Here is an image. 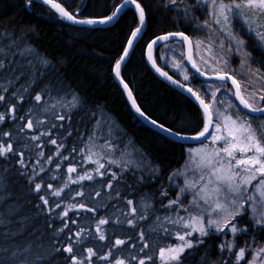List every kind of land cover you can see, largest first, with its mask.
I'll use <instances>...</instances> for the list:
<instances>
[{"label": "trees", "instance_id": "16d2710c", "mask_svg": "<svg viewBox=\"0 0 264 264\" xmlns=\"http://www.w3.org/2000/svg\"><path fill=\"white\" fill-rule=\"evenodd\" d=\"M55 1L69 12L80 9L78 18L97 20L109 16L115 5L123 0ZM136 3L144 9L146 27L122 66L120 76L150 119L175 133L197 135L203 128L200 109L184 94L159 80L148 68L144 53L151 39L166 33L181 31L193 42L197 41L204 35L200 27L204 22L203 14L195 7L193 0H177L176 4L169 3V0H136ZM138 24V15L130 7L124 8L109 26L86 27L69 24L58 13L34 2L28 6L26 0H0V34H3L0 35V45L22 46L13 57L11 50L17 46L5 48L9 53L6 60L15 64L6 72H0V78H3L0 83H5V79L15 80L18 76L19 79L14 82L16 90L11 86L6 94L11 96V100L15 96H23L19 106L16 102L14 104L11 100H5L0 108L7 113L15 105V112L21 116L37 94L42 95V100H66L73 95L81 100L82 108L68 109L66 115L64 114L66 118L56 121L61 123L66 135L71 132V136L67 135L65 139L61 158L74 152L77 131L82 127L91 126V120L85 111L103 110L109 117L114 118L125 135L130 137L135 146L143 150L146 157L159 169L156 177L149 179L143 172L130 165L117 167L110 164V174L114 172L118 176L113 186H120V191H130L132 188L134 193L129 194L130 199L133 196H144L143 193L148 194L154 209L158 210V205L161 204L158 198L159 187L171 171L181 165L187 145L164 137L135 118L121 88L112 78L113 66ZM244 38L247 39V51L253 56L254 62L264 63V52L255 45V39L251 35ZM26 49L29 51L21 56L20 52ZM159 50L160 46L154 50L156 64L184 85L197 91L206 102H211L212 98L207 95L204 86L215 84L216 81H201L191 71L188 80L180 79L161 63ZM228 73L232 75L229 71ZM12 130L11 123L5 117L0 123V143L7 146V142L12 139ZM4 133L8 135H3ZM19 144L20 141L12 142L14 152L8 153L6 158L0 157V249H9L7 254L0 252V259L6 260L12 249L32 244L33 254L53 252L46 264H70V260L65 259L69 256L68 253L55 252L54 249L67 246L69 236L78 229H85L83 225H88V234L81 243L74 246V253L78 256H86L87 248H92L97 256H103L111 249L114 259L119 256L125 264H138V260L131 259L132 256L144 259L145 264H157L156 253L160 246L173 247L176 240L170 236L162 237L161 233H154L148 230V227L142 230L143 241L140 234L134 232V227H126L124 236H127L128 240L125 239L123 245L113 247L115 241L122 236L110 232V222L101 228L105 239L100 240L94 228V221L87 217L92 216L91 214L74 215L73 212L62 220L58 215L59 210L54 209L61 199L50 195L48 190L49 185H56L55 177L51 176V167L61 171L64 161L58 164L54 161L49 165L50 169L42 171L36 177L33 170L29 167L23 168L19 163ZM23 153L25 159L32 152ZM37 183L41 184L39 192L34 190ZM41 196L48 200V205L43 204ZM242 218L246 220L245 217ZM65 222L68 228L57 235ZM195 238L203 239L204 243L186 249L180 264H222L221 258L226 261L225 264H233L232 257L226 258L220 251L219 236L194 235L192 239ZM145 243L148 247L144 248L143 257L139 253ZM149 256L152 257L151 260L148 259ZM247 258L245 255L240 264H246Z\"/></svg>", "mask_w": 264, "mask_h": 264}, {"label": "snow or ice", "instance_id": "6c2138e0", "mask_svg": "<svg viewBox=\"0 0 264 264\" xmlns=\"http://www.w3.org/2000/svg\"><path fill=\"white\" fill-rule=\"evenodd\" d=\"M42 2L50 7L54 8L61 16V18L73 21L75 23L81 24H95V23H106L111 21L122 9L118 7L111 16L106 17L105 19L96 21V20H74L73 15L69 14L60 3L54 2V0H42ZM182 2V0H181ZM32 0H26V5L30 6ZM134 3L136 9L139 12L140 24L143 25L145 20V12L139 3H136V0H125V4ZM169 3L176 4L177 0H169ZM198 3L205 4L208 7V18L204 20L203 24L200 27L206 28L209 30V35L205 40L195 41V47L200 49L203 47L207 53L211 55V58L216 61L217 67L213 68V71L217 72L216 79L220 81L230 80L234 91L233 94L240 101V105L244 109H247V113H237L235 115H230L227 113V110L220 111L216 109L213 112V108L217 103H223V100H218L216 93L219 91L217 87L214 91L211 92V102H206L197 91H194L191 87L187 88V91L191 93L193 97L199 102L201 108L204 111V126L203 129L192 139L201 140H210L212 145H216L217 142H220L219 147H212L209 149L207 143H203V146L198 149H190V153H193L199 157L197 161V171L200 175L198 179L187 181L184 188H181L180 195H183L186 191L192 192L193 200L190 202L189 208H185V211H189L190 207L197 205V201L203 200L204 204L209 205L210 210L207 212L206 223L203 213L199 216L189 215L187 221L183 217H178L176 220L171 218H166L170 223L173 224H182L184 228H189L190 231L184 232L183 234L177 233V239L181 242L176 247H169L168 249H161L160 256L164 264H180L182 259V254L186 249H191L196 245L203 244V239L195 238L188 239V237H193V233H198V237H205L210 234L211 229H215L216 233L224 232L225 229H228L234 236L238 233L247 232L246 228H240L235 223L236 218L245 214V205L247 204L253 213L254 223L257 226L264 228V120L258 125H254V119H261L264 117V72H261L259 68L253 70L250 61L252 60L251 53L246 50V41L240 38V34L235 30L233 21L240 23L246 31L253 35L258 42L260 48H264V0H198ZM141 31L140 28H137L135 32L132 33V36L135 37L137 33ZM3 35V34H0ZM170 36H179L182 40L187 42L189 49L193 45V41L186 36L184 33H170L168 35H162L157 37L155 40L149 44V49L152 48L154 44L158 41H167ZM219 37L217 43L216 37ZM229 53L234 52L236 55L241 57V67L247 68L248 70V80H238L233 75H230L227 71L228 61L224 58L222 54H218L215 51V48L223 50L226 46ZM129 46L132 44V40L128 41ZM9 45V48L13 47ZM25 50L20 52V55L25 54ZM8 52L5 51L3 47H0V70L5 68V59L8 56ZM128 49L125 48L124 55L121 56L120 60L116 62V75H120V66L121 61L124 60V57L127 56ZM151 59V57H149ZM203 59V58H202ZM191 61V56H189ZM223 63V67L219 65ZM254 63V61H252ZM47 63L46 61L44 62ZM203 63L208 64L209 61L203 59ZM153 67H156L153 64ZM192 67L203 76L204 72L197 66L196 63H192ZM162 76L167 77V79L172 80V77L168 76L167 73L162 72L159 68H156ZM255 78L254 80L252 78ZM188 75H184V79L188 80ZM16 79H19L17 76ZM260 82L258 88H252L256 83ZM34 82V81H33ZM12 81L9 80V84ZM123 84V80H121ZM172 83L176 84L177 81L172 80ZM125 90H128V85L124 84ZM179 87L184 88L183 84H180ZM211 88V85L209 86ZM250 88L252 90L250 91ZM7 87L0 83V102L6 100L4 92H7ZM46 91V89H45ZM232 91V90H230ZM15 95V93L13 94ZM128 98L132 100L133 107L136 108V111L145 119V114L136 106L135 101L132 98V93L128 91ZM19 99H23V96H20ZM37 105L42 102V95L37 94L34 97ZM59 103V102H58ZM78 104V101L73 97V101L69 102L71 108H75ZM233 105L229 104L228 107L231 108ZM56 104L51 105V108H55ZM45 102L44 111L48 112L51 110ZM15 111V105L9 109V112ZM29 112H32V109H29ZM248 113L257 114L250 117ZM213 115L216 117V123H213ZM66 117L60 115L57 117L59 120H64ZM21 120L25 119L20 117ZM5 120V114L0 113V123ZM44 121L34 120L29 118L27 122L20 128V131L23 132L25 129L32 130L34 127H39ZM152 123L161 127L164 131L170 132L168 128H164L163 125L157 124L156 121ZM99 124V122H98ZM56 127V125H53ZM210 127L213 129L209 131ZM174 135L180 136L179 133H173ZM3 135H8L4 133ZM50 132H41L40 135L33 134L30 139L32 141L40 140L41 136H49ZM71 136V132L68 133ZM53 145H57V141L52 139L50 141ZM39 147V145H36ZM64 145H57V153L59 154V149ZM106 148L107 152L103 153L100 156V159H103L104 156H107L109 152L112 151L113 145L106 143L105 145L98 146L95 143V130L93 135L89 137V143L85 145V148L80 149L81 153H87L85 159L95 163L97 165L95 172L98 175H105L101 173L100 169L105 168V164L100 163L99 159L93 160L92 157L97 156L98 153L94 151L95 148ZM75 151V149H73ZM14 152V149L11 144L5 146L3 143H0V157H7L8 153ZM21 160L19 163L21 166H24V153H19ZM43 156V152L39 154ZM68 159V157H64ZM52 157H48V162H51ZM39 163V161H37ZM109 164H115L117 167H120V163L115 159H108ZM127 163H131L128 161ZM127 163L125 167H127ZM59 167V165H57ZM43 171V168H41ZM68 173L76 172L75 167H69ZM38 175V173H37ZM184 175L183 172L173 173V176ZM112 180H117L118 176L116 173H111ZM93 176L85 172L84 175H79L77 179H72L69 177L70 183H78L83 180H92ZM171 179V177H170ZM67 183L64 187H67ZM112 182H108V187L112 188ZM52 186L49 185V188ZM36 192L41 190V184H35ZM60 190H54L52 195L59 197L61 195ZM77 196H82V192H77ZM97 196H100V193H96ZM166 195V193H165ZM40 200L44 205H48V200L41 196ZM129 205H132L133 201L129 200L127 202ZM180 203V196L178 195L176 200L170 201L167 207L171 208L173 205ZM60 205L57 204L56 207ZM182 206V205H181ZM145 207H150L145 205ZM82 209L89 212H94V208L87 207L85 204H71L61 214V219L68 215V210L71 209ZM51 210V209H50ZM132 214H136V209H132ZM137 219H145L146 216L140 215L136 217ZM159 219V218H157ZM72 223H76L72 221ZM108 223L106 219H100L97 225V233L99 234V239L104 240L105 235L100 229V225ZM129 225L135 226L133 220H128ZM65 228H68L67 222L64 223V227L59 229L57 235L64 231ZM167 231V229H165ZM87 230L81 228L79 231L75 232L73 235H70L68 238V244L65 247H57L54 249L55 252L63 251L68 253L69 256L66 257V260H70V264H94L92 258L95 256L97 260H108L109 264H112V261L109 260L111 251L107 255L97 256V253L92 248H87V255H76L74 253V246L81 243L82 239L86 237ZM141 241L144 240V233L140 234ZM124 240L117 239L115 241L116 246L123 245ZM235 245L232 242L227 244L220 245V251L223 252L225 249L229 253L232 252V249ZM135 247V246H134ZM148 245L145 243L144 247L140 249L141 252L144 251V248H147ZM247 248H240L239 251L235 254L236 264L245 258V253ZM255 255L248 264H257V259L259 258V264H264V246L256 248ZM0 252L7 254L9 249H0ZM53 255V252H46L43 254H33L32 253V244H29L26 247H17L11 250V254L8 255L5 259H0V264H46V261ZM131 259L138 260V264H145V260L132 256ZM149 260L152 259L151 256L148 257ZM115 264H125V261L122 259H116Z\"/></svg>", "mask_w": 264, "mask_h": 264}, {"label": "rangeland", "instance_id": "374dc122", "mask_svg": "<svg viewBox=\"0 0 264 264\" xmlns=\"http://www.w3.org/2000/svg\"><path fill=\"white\" fill-rule=\"evenodd\" d=\"M193 1L195 3V7L200 11V13L203 14L204 20L207 19V5L198 3V0ZM233 24L235 30L240 34V38L247 40L244 38V36H249L251 34H249L240 23L233 21ZM201 31L204 35L201 36V38H198L197 41L205 40L206 37L209 35L208 29L202 27ZM251 36L255 39L253 35ZM216 41L218 43V36L216 37ZM255 42V45L259 47L256 39ZM8 46V44L0 45V47H3L4 49L9 48ZM14 46L17 47H14L11 50L12 57L14 56L16 51L19 52L22 49L21 45L15 44ZM248 47V43H246V50L248 49ZM259 49L264 52V48L259 47ZM215 51L218 54H222L224 58L227 59V71L232 73V75L236 79L244 81L248 80V70L247 68L241 67V57L236 55L234 52H228L227 42L223 50L215 48ZM159 56L161 59V63H164L168 70H170L174 75L178 76L180 79L185 80L184 75L189 74V68L184 63L183 48L180 42H170L161 45L159 50ZM202 58L208 60L209 63H203ZM192 61L196 63L202 71L217 74V72L213 71V68L217 67L216 61L211 58V55L207 53L203 47L197 49L195 47V42H193L192 45ZM252 61H254L253 56L252 60L250 61L253 70L259 68L261 72H264V63H253ZM13 64H15L13 63V61L8 62L5 59L6 66L4 69L0 70V72H6L8 68L11 67ZM219 67H223L222 62ZM252 79L254 80L255 78L253 77ZM1 80H3V78H0V81ZM11 81L12 83L9 84V81L5 79V83H3L7 87L8 91H10L11 86L14 87V90H16V84L14 82H16L17 79H11ZM209 86L210 84H206L204 86L206 88L207 95L211 96V92L214 91L217 87H219V91H217L216 96L218 100H223V103H217L214 106L213 112H215L216 109H219L222 112L227 110V113L230 115H235L237 113H245L235 102L233 92L230 91L232 89L229 85H226L224 82L221 81H216L215 84L211 85V88ZM259 86L260 82L256 81L252 88H258ZM252 88H250V91L252 90ZM6 93L7 92L3 93L6 97V101L10 102L11 96H7ZM73 96H70L69 99L66 100H58L56 98L42 100L39 105H37V102L35 101V99H33L32 102L29 103V107H26L24 112L21 113V116H18L19 113H16L15 111H8L7 113H5V110L0 108V113L5 114V117L11 123L13 128V130L10 131L12 139L7 143L12 145V142L20 141L21 144L17 146V149L20 153L27 151L32 152L24 159L25 163L23 168L29 167L30 170H33L34 176L37 177L42 172L41 168H43V171H45L47 169H50L49 165L54 161L57 164L62 163L64 161V163H62L63 168L61 171H58L54 167H51V176L55 177L54 179L56 180V185L48 190L49 194L52 195V192L54 190L63 189L61 191V195L59 197L56 196L58 199H61L60 203H57L60 206L54 207L55 210H59V216H61V214L66 209H68L69 205L83 203L87 207L94 208L95 211L89 212L76 208L68 210L67 216H71L73 212L74 215H77L78 213L91 214L92 216L88 215L87 217L94 221V228L96 231L99 220L106 219L108 222L111 223L110 226H112L110 227V232H113L117 235H121L122 237L119 238L121 240H128V237L124 236L126 233L124 232V229H126V227H134V232H136L137 235L141 234L142 230H146V228L148 227V230H151L154 233H161L162 237L170 236L171 238L176 240V244L173 241V247H176L181 243L177 239V233L179 232L180 234H183L184 232L190 231V229L184 228L182 224L170 223L169 220L166 218L176 220L178 217H183L185 221H187L190 214L192 216H199L201 215V213H203V216L205 217L204 222L206 223L207 212L210 210L209 205L204 204L203 200L201 199L197 201L198 206L193 205L190 207L189 211H185V208H189L190 202L193 200V194L192 192L186 191L183 195H180V190L181 188L185 187L186 180L192 181L198 179L200 175L199 171H197V161L199 160V157L193 153H190V149L201 148L203 146V143H207L209 145V149H211L212 147H219L220 142H217L216 145H212L210 140H205L203 142H200L199 144L187 145L185 147V158L183 162L180 166L171 171L168 178L165 181L163 180L161 187H159L158 198L161 204L158 205V210H155L153 207L151 196H149L148 194L146 195L143 193L144 196H133L131 199L130 197L125 199L121 196L120 186H112L111 189L108 187L109 181L112 182V185L115 181L110 180V170L112 169H110V164L108 163L109 158L117 160L121 166H125L128 161H131V163H127V165H130V167L138 170L139 172H143L145 176L149 179L156 177L157 173H159V169L146 156H141L136 153L135 146H132L129 141H125L123 138L121 139V136L118 134L119 129L115 127L114 121L103 110L95 109L85 111V114H88V118L90 120L92 119V117H95V123L90 128L82 127L80 130L77 131L75 136L77 137L75 151L61 158L62 151L65 149V139L68 134L66 135V133L64 132V128L61 126V123L56 121H59V119H57L58 116L64 114L66 115V111L68 109H71L69 102L73 101ZM11 101L14 102V104L16 102V105L19 106L21 99L15 96L12 98ZM77 101L78 104L75 108H82L83 105L81 100L77 99ZM4 102L5 101L0 102V107ZM45 102L49 108H51V105L53 104H56V107L51 108V110L48 112H45L43 110L45 107ZM229 104L233 106L229 108ZM29 109H32L31 113L29 112ZM249 116L252 117V115ZM20 117H24L25 119L21 120ZM202 117L204 126L205 118L203 114ZM29 118L34 120H42L44 121V123L39 127H34L32 130L25 129L23 132H21L20 128L27 122ZM262 120H264V117H262L261 119H254L253 123L254 125H258L262 122ZM213 123H216L215 115H213ZM53 125H56V127H53ZM18 126L20 127L17 128ZM94 130L96 145L101 146L105 145L106 143H110L114 146L112 151L109 152L107 156H104L103 159H100V156L103 153L107 152V149L99 147L93 149L98 153V155L92 157V159H99L100 163L105 164V168L100 169V172L105 173L106 170H108L107 174L103 176L98 175L95 172V169L97 167L95 163H92L85 159L87 153L80 152V149L85 148V145L89 143V137L93 135ZM212 130L213 129L211 128L210 132ZM41 132H50V135L41 136L40 140L38 141H32L30 139L33 134L39 136ZM52 139H55L57 141V145H64L62 148L59 149V154L57 153V145H53L50 142ZM36 145H39V147H37ZM41 152H43V156L39 155ZM49 156L52 157L51 162H48ZM64 157H68V159H64ZM19 158L21 159V157ZM37 161H39V163H37ZM69 167H75L76 172L68 173L67 170ZM85 172L90 173L93 176V179L79 181L78 183L69 182V177H71L72 179H77L79 175H84ZM178 172H183L184 175L173 176V173ZM66 183L68 186L64 187ZM111 190L113 191L110 192ZM77 192H82L83 195L77 196ZM97 192L100 193V196L96 195ZM63 194L66 196H64ZM178 195L180 196V203L177 205H173L171 208L167 207L170 201L177 199ZM129 200L133 201L132 205H129L127 203ZM93 203L98 204L95 206L92 205ZM145 205H149L150 207L146 208ZM133 208L136 209L135 215L132 214ZM140 215L146 216V218L137 219L136 217ZM242 217H245L246 220H244V218ZM128 220H133L135 226L129 225ZM246 222L250 223V226ZM235 223H237V226L240 228H246L247 232L238 233L234 236L228 229H225L224 232L216 233L215 229L213 228L210 230V234H215L220 237V245L227 244L228 242H232L235 245L231 253H229L227 249L222 252V254L226 258L229 256L232 257L233 264H236L235 254L239 251V249L247 248L248 250L246 251L245 255H247L248 257L246 259V264H248V262L251 261L253 256L255 255L254 250L260 246H264V228L255 225L252 210L247 204L245 205V214L237 217ZM83 226H85L86 230L88 229V225ZM103 226H105V224L100 225V229ZM165 229H167V231H165ZM77 231H79V229ZM194 235L198 236V233H193V236ZM192 238L193 237H188V239ZM168 248V246H160L156 253L157 264H164V262L161 260L160 250ZM110 251L111 255L109 256V260L112 261V264H115V259L112 250L110 249ZM107 254L108 253H106L105 255ZM139 255L143 257L145 256L142 252H140ZM116 258L121 259L119 256H116ZM221 259V263L225 264L226 261L223 258ZM92 260L94 264H109L108 260H97V257L95 256L92 258ZM171 264H175V262H171ZM257 264H259V258L257 259Z\"/></svg>", "mask_w": 264, "mask_h": 264}, {"label": "water", "instance_id": "95a60500", "mask_svg": "<svg viewBox=\"0 0 264 264\" xmlns=\"http://www.w3.org/2000/svg\"><path fill=\"white\" fill-rule=\"evenodd\" d=\"M33 1H36V2H38V3H40V4H42V5H45V6L49 7V8H51V9H53L54 11H56L54 8L50 7L49 5L44 4V3L42 2V0H33ZM54 2L58 3V2L55 1V0H54ZM61 6H62V5H61ZM62 7H63V6H62ZM118 7H120L121 9H122V8H125V7H130V8H132V9L137 13V15H138V17H139V12H138V10L136 9L134 3H128V4H125V0H123V1L117 6V8H118ZM117 8H116V9H117ZM64 9H65V8H64ZM116 9H115V10H116ZM65 10H66L69 14H71L67 9H65ZM56 12H57V11H56ZM57 13H58V12H57ZM78 13H79V10L77 11L76 14H78ZM58 14H59V13H58ZM119 14H120V12H119V13H118V14H117V15H116L111 21H108V22L103 23V24H101V23H95V24H91V25H89V24L75 23V22H73V21H70V20H67V19H64V18H63V19H64V21L67 22V23H72V24H74V25H78V26H86V27H106V26H109V25H111L112 23H114L115 20L117 19V17H118ZM71 15H72V14H71ZM73 17H74V20H84V19H81V18L76 17V15H73ZM105 18H106V17H105ZM105 18H103V19H105ZM99 20H102V19H98V20H96V21H99ZM145 26H146V20H144L143 25L140 24L139 27H138V28L141 29V31H140L139 33H137V35H136L135 37L131 36V37L129 38V40H132V44H131V46H129V44H128V41H129V40L127 41V43H126V45H125V48L128 49V54H127V56L124 57V60L121 61L120 71H121V69H122V66H123L124 63L126 62V60H127L128 56H129V54H130V52H131V49L133 48L135 42L141 37V35H142V33H143L144 29H145ZM168 34H170V33L163 34V35H168ZM160 36H162V35H160ZM156 38H157V37H156ZM156 38H154L153 40H155ZM153 40H151V41L147 44V46H146V48H145V53H144L145 61H146V64H147L148 68L151 70V72H152V73H153V74H154L159 80H161L162 82H164L165 84L169 85L170 87H172V88L175 89L176 91H178V92L184 94L186 97H188V98H189V99H190V100H191V101H192V102H193V103H194V104H195V105L201 110V112H202V114H203V116H204V111H203V109L201 108L199 102L195 99V97H193V96L191 95V93H189V92L187 91V88H189V87L186 86V85H184V84H183V85H184V88L179 87V85L182 84L180 81H178V80H177L175 77H173L171 74H169L168 72H166L165 70H163V69H161L159 66H157V64H156L155 61H154L153 51H154V49H155L157 46H160V45H162V44H164V43H167V42H173V41H178V42H180V43L182 44V47H183V52H184V62H185V64H186V66L192 71V73H193L198 79H200V80H202V81H220V80H218V79L215 78L217 74H207V73H204V75L201 76V75L196 71V69L192 67V63H193V62H192V58H191V61L189 60V56H191V50L189 49V45L187 44V42H185L184 40H182L179 36H170L169 39H168L167 41H158L156 44H154V45L152 46L151 49H149V44H151ZM125 48H124V50H125ZM124 50H123V53H122L121 56L124 55ZM121 56L119 57L118 60H120ZM149 57H151V59H150ZM118 60H117V61H118ZM117 61H116V62H117ZM153 64H155L156 67H153ZM156 68H159L162 72L167 73V75L170 76V77H172V80L177 81V83L174 84V83H172V80H169V79H167V77L162 76V75L160 74V72H158V71L156 70ZM115 69H116V63L114 64V66H113V70H112V71H113V77H114L115 81L118 83V85L120 86L121 91H122L124 97L126 98L128 104L130 105L131 109L133 110L134 114L136 115V117H137L138 119L141 120V122H143L144 124L148 125L149 127H151L152 129H154V130L157 131L158 133H160V134L166 136V137L169 138L170 140L175 141V142H178V143H181V144L188 145V144H196V143L202 142L201 140L192 139L193 136H186V135H181V134H180V136L178 137L177 135H174V134H173V133H175V132H173V131L166 132V131H164L161 127H157V126H155V125L152 123L153 120L150 119L149 117H147L146 115H145V117H147V119H145L144 117H142V116L136 111V108L133 107L132 100H130V99L128 98V91H130L129 87H128V90L126 91V90H125V87H124V84H125V83H123V84L121 83V80H122V79H121L120 75H119V77H117ZM223 82L228 83V84L231 86V88H232V92L234 91L233 85H232V83H231L230 80H225V81H223ZM130 92H131V91H130ZM233 97H234V100L236 101V103L238 104V106H239V107H240L245 113H247V109H244L243 106L240 105V101L236 98V96H235L234 94H233ZM132 98H133V100L135 101L133 95H132ZM135 103H136V102H135ZM136 106H137V104H136ZM137 107H138V106H137ZM248 114H249V115H252V116L257 115V114H251V113H248ZM204 118H205V116H204ZM157 124H159V123H157ZM159 125H161V124H159ZM163 127H164V126H163ZM164 128H166V127H164ZM210 130H211V127H210L209 131H210Z\"/></svg>", "mask_w": 264, "mask_h": 264}, {"label": "bare ground", "instance_id": "6f19581e", "mask_svg": "<svg viewBox=\"0 0 264 264\" xmlns=\"http://www.w3.org/2000/svg\"><path fill=\"white\" fill-rule=\"evenodd\" d=\"M32 2H34V3H37V4H40V3H38V2H36V1H33L32 0ZM122 2V1H121ZM121 2H119L118 4H116L115 5V7L113 8V11L111 12V14L109 15V16H111L112 15V13L115 11V9L117 8V6L121 3ZM40 5H42V4H40ZM42 6H44V7H46L48 10H50V11H53V12H56V11H54L53 9H51V8H49V7H47V6H45V5H42ZM126 8V7H125ZM124 8H122V10H123ZM80 11V9H77L76 11H73V12H70L72 15H76V17L78 16V14H76L77 13V11ZM122 10L120 11V13L122 12ZM49 13V12H48ZM57 13V12H56ZM49 15H51L52 16V14L51 13H49ZM60 15V14H59ZM119 16V15H118ZM108 17V16H107ZM105 18V17H104ZM118 18V17H117ZM103 19V18H102ZM84 20H87V19H84ZM98 20V19H97ZM69 24H72V23H69ZM72 25H74V24H72ZM139 25H140V20H139V24H138V26L134 29V32L136 31V29L139 27ZM76 26H78V25H76ZM146 27V26H145ZM144 32V31H143ZM176 33H183V32H181V31H178V32H176ZM185 34V33H184ZM186 35V34H185ZM160 36V35H159ZM159 36H157V37H159ZM187 36V35H186ZM189 37V36H188ZM156 38V37H155ZM190 38V37H189ZM154 39V38H153ZM153 39H151V40H153ZM150 40V41H151ZM149 41V42H150ZM124 48H125V46H124ZM124 50V49H123ZM123 50L121 51V54H120V56L122 55V53H123ZM119 56V57H120ZM121 77V76H120ZM112 78H113V80L115 81V79H114V77H113V71H112ZM122 79V78H121ZM178 80V79H177ZM179 81V80H178ZM116 82V81H115ZM124 82V81H123ZM181 82V81H180ZM125 83V82H124ZM182 83V82H181ZM118 84V83H117ZM126 84V83H125ZM183 84V83H182ZM120 87V86H119ZM131 91V90H130ZM132 93V92H131ZM132 95H133V97H134V94L132 93ZM124 96V95H123ZM124 99H125V101H126V103L128 104V102H127V100H126V98L124 97ZM134 99H135V102H136V104H137V106L140 108V106H139V104H138V102H137V100H136V98L134 97ZM128 107H129V109H130V111H131V113L134 115V117L135 118H137L136 117V115L134 114V112H133V110L131 109V107H130V105L128 104ZM140 110L147 116V114L140 108ZM148 117V116H147ZM111 119L114 121V118H112L111 117ZM138 119V118H137ZM138 120H140V119H138ZM141 121V120H140ZM95 123V117H92V119H91V126L93 125ZM114 123H115V121H114ZM115 125V127L116 128H118L119 130H118V134L121 136V139L123 138L125 141H129L130 143H131V145L132 146H135V144H134V142H133V140L130 138V137H127L126 135H125V133H124V131H123V129H121L116 123L114 124ZM91 126H89V127H87V128H90ZM157 132V131H156ZM160 134V133H159ZM162 135V134H161ZM164 136V135H163ZM190 136H195V135H190ZM164 137H166V136H164ZM135 151H136V153H138L139 155H141V156H146V154H145V152L143 151V150H141L139 147H137V146H135ZM132 189V188H131ZM130 189V191H129V189L128 190H122L121 191V196L122 197H128L129 196V194H133L134 192H132V190Z\"/></svg>", "mask_w": 264, "mask_h": 264}]
</instances>
